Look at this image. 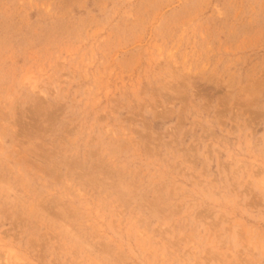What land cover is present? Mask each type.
Here are the masks:
<instances>
[{
	"label": "rangeland",
	"instance_id": "1",
	"mask_svg": "<svg viewBox=\"0 0 264 264\" xmlns=\"http://www.w3.org/2000/svg\"><path fill=\"white\" fill-rule=\"evenodd\" d=\"M0 264H264V0H0Z\"/></svg>",
	"mask_w": 264,
	"mask_h": 264
}]
</instances>
